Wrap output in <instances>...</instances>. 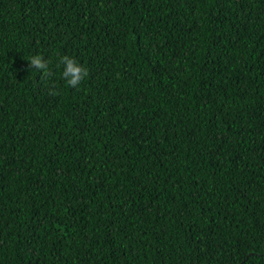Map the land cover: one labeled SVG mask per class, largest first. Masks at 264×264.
Listing matches in <instances>:
<instances>
[{
	"label": "trees",
	"instance_id": "obj_1",
	"mask_svg": "<svg viewBox=\"0 0 264 264\" xmlns=\"http://www.w3.org/2000/svg\"><path fill=\"white\" fill-rule=\"evenodd\" d=\"M0 264H264V0H0Z\"/></svg>",
	"mask_w": 264,
	"mask_h": 264
},
{
	"label": "clouds",
	"instance_id": "obj_2",
	"mask_svg": "<svg viewBox=\"0 0 264 264\" xmlns=\"http://www.w3.org/2000/svg\"><path fill=\"white\" fill-rule=\"evenodd\" d=\"M28 64L30 69L41 72L43 78L47 79L52 76V72L48 67L49 61L42 55L38 54L29 57ZM59 65L62 66L61 78L71 88H78L80 83L88 76V71L67 55L60 58ZM49 94L55 95L57 93L50 92Z\"/></svg>",
	"mask_w": 264,
	"mask_h": 264
}]
</instances>
